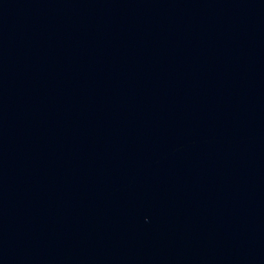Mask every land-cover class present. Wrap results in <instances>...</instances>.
<instances>
[{
    "label": "water",
    "instance_id": "obj_1",
    "mask_svg": "<svg viewBox=\"0 0 264 264\" xmlns=\"http://www.w3.org/2000/svg\"><path fill=\"white\" fill-rule=\"evenodd\" d=\"M0 264H264V0H0Z\"/></svg>",
    "mask_w": 264,
    "mask_h": 264
}]
</instances>
